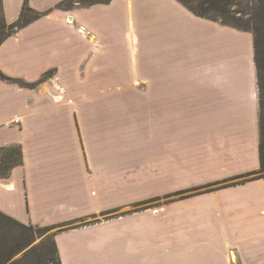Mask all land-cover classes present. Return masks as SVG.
Instances as JSON below:
<instances>
[{"label":"crops","instance_id":"obj_1","mask_svg":"<svg viewBox=\"0 0 264 264\" xmlns=\"http://www.w3.org/2000/svg\"><path fill=\"white\" fill-rule=\"evenodd\" d=\"M62 1L27 0L44 15L0 44L34 84L0 79V150H22L0 212L55 229L60 264H264V178L209 189L259 168L251 33L177 0Z\"/></svg>","mask_w":264,"mask_h":264},{"label":"trees","instance_id":"obj_2","mask_svg":"<svg viewBox=\"0 0 264 264\" xmlns=\"http://www.w3.org/2000/svg\"><path fill=\"white\" fill-rule=\"evenodd\" d=\"M109 0H63L57 8H71L75 5L87 6L94 3H106ZM189 11L198 17L205 18L211 21L218 22L222 25H227L235 29L250 32L253 36L254 47V63L256 67L258 97H259V168L254 171L247 172L238 176L242 178L239 183L252 181L259 178H264V0H254L255 7L251 8L250 12L237 11L234 6L242 5V0H177ZM197 3L196 6L192 2ZM240 13V16L237 14ZM44 13L37 12L29 7L27 0L21 9L19 18L13 23H7L1 12L0 0V44L9 36L23 28L30 22L38 19ZM247 16V17H244ZM50 73H46L44 77ZM43 77V79H44ZM0 79L9 82H16L21 86L30 87L34 84H26L20 80L12 79L0 71ZM0 178L8 176L10 170L22 163V150L18 146L3 148L0 150ZM7 225L14 230L23 231V236L27 237L30 230L34 228L32 225H24L14 220L13 218L0 212V226ZM51 229L52 227H44ZM5 246V245H4ZM22 246L2 247L0 244V264H41L40 256L36 254L32 248L26 251L19 259H13L14 256L22 250ZM52 259L48 264H60L57 255V250L53 240H51ZM31 257L27 262L28 256Z\"/></svg>","mask_w":264,"mask_h":264},{"label":"rangeland","instance_id":"obj_3","mask_svg":"<svg viewBox=\"0 0 264 264\" xmlns=\"http://www.w3.org/2000/svg\"><path fill=\"white\" fill-rule=\"evenodd\" d=\"M44 1V0H42ZM255 1L254 0H242V5L234 6V8L237 11H245V13L250 12L251 8L255 7ZM7 4L9 7V11L11 15H14L17 8V0H7ZM193 6H196L197 3L195 1L192 2ZM237 16H240V13L237 14ZM247 17V16H244ZM247 34V33H246ZM252 35V34H251ZM242 180V178L234 177L232 179L225 180L224 182L212 184L209 189L214 190L218 187H225L233 184H237ZM191 190L185 189L181 190L174 194L173 199H180V198H186L191 196ZM145 207L148 208H157L159 210L160 205L156 201V199H150L145 204ZM32 230H30V237H24L23 231L14 230L10 228L7 225L0 226V244L2 247H10V246H22V250H20L13 259H19L21 258L26 251H29L30 249L34 248L35 253L41 255L40 257V263L41 264H48L49 260L52 259L53 253L51 251V240H52V234L55 231V229H47L44 227L39 226H33ZM5 245V246H4ZM31 257L28 256L26 261L27 262Z\"/></svg>","mask_w":264,"mask_h":264},{"label":"built area","instance_id":"obj_4","mask_svg":"<svg viewBox=\"0 0 264 264\" xmlns=\"http://www.w3.org/2000/svg\"><path fill=\"white\" fill-rule=\"evenodd\" d=\"M158 211H159V210H158L157 208L152 209V213H153V214H157Z\"/></svg>","mask_w":264,"mask_h":264}]
</instances>
